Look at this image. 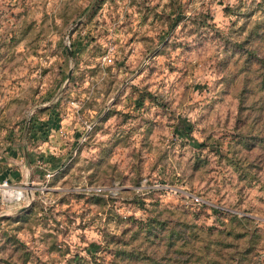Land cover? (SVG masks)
Wrapping results in <instances>:
<instances>
[{"label": "rangeland", "instance_id": "374dc122", "mask_svg": "<svg viewBox=\"0 0 264 264\" xmlns=\"http://www.w3.org/2000/svg\"><path fill=\"white\" fill-rule=\"evenodd\" d=\"M258 58L264 0H0V264H264Z\"/></svg>", "mask_w": 264, "mask_h": 264}, {"label": "trees", "instance_id": "16d2710c", "mask_svg": "<svg viewBox=\"0 0 264 264\" xmlns=\"http://www.w3.org/2000/svg\"><path fill=\"white\" fill-rule=\"evenodd\" d=\"M259 59V64H262V65H264V61L262 60V58H258ZM131 221V223L132 224H134V226H135V228L139 231V232H142L144 235L145 234H152L153 233V228L155 227L154 225L155 224H158V225H160V232L161 231H164L165 229H166V225L164 226V222H158V220H156V219H154V218H152V217H148V218H146V220H144V221H140V220H138V221H135V220H130ZM130 223V224H131ZM158 233V232H157ZM172 231H170L169 232V234H168V238L169 237H171L172 236ZM156 234H152V236H155ZM161 239V238H160ZM173 246V245H172ZM130 254H126V259H130V256H129ZM143 254H139V256H137V257H135L134 258V260H136V261H139L140 262V264H148V256L146 257V256H142ZM159 257V256H158ZM158 259H160V257L158 258ZM150 260V259H149ZM168 260H169V262L170 261H173V259L172 258H169V257H167L166 258V261H165V263L166 264H168L169 262H168ZM161 263V262H160Z\"/></svg>", "mask_w": 264, "mask_h": 264}, {"label": "built area", "instance_id": "2783aa9c", "mask_svg": "<svg viewBox=\"0 0 264 264\" xmlns=\"http://www.w3.org/2000/svg\"><path fill=\"white\" fill-rule=\"evenodd\" d=\"M21 191L16 186H11L4 179H0V200L5 202L18 200Z\"/></svg>", "mask_w": 264, "mask_h": 264}]
</instances>
